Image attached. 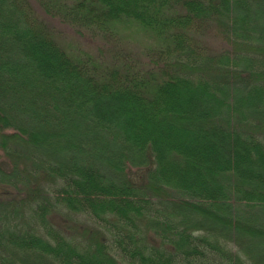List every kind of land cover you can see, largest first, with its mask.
I'll use <instances>...</instances> for the list:
<instances>
[{"label":"trees","instance_id":"obj_1","mask_svg":"<svg viewBox=\"0 0 264 264\" xmlns=\"http://www.w3.org/2000/svg\"><path fill=\"white\" fill-rule=\"evenodd\" d=\"M0 264H264V0H0Z\"/></svg>","mask_w":264,"mask_h":264},{"label":"rangeland","instance_id":"obj_2","mask_svg":"<svg viewBox=\"0 0 264 264\" xmlns=\"http://www.w3.org/2000/svg\"><path fill=\"white\" fill-rule=\"evenodd\" d=\"M69 36L70 37H75L77 38L81 43H82V46L87 48V49H90L92 51H96L98 49V47H100L102 45V43L100 41H97V42H93L91 39H82L80 38L81 35L77 34V36H75L74 34H72L71 32L69 33ZM208 41L209 43L213 44V45H218L216 39L213 37L212 34H210L208 36ZM134 53H135V50H134Z\"/></svg>","mask_w":264,"mask_h":264}]
</instances>
